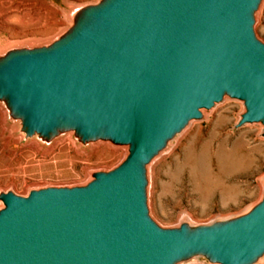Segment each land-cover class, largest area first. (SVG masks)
I'll use <instances>...</instances> for the list:
<instances>
[{"label":"water","instance_id":"1","mask_svg":"<svg viewBox=\"0 0 264 264\" xmlns=\"http://www.w3.org/2000/svg\"><path fill=\"white\" fill-rule=\"evenodd\" d=\"M263 2L100 0L53 41L0 53V105L25 139L126 148L85 184L1 191L0 264H261L264 191L236 216L163 226L149 190L154 160L226 98L264 136Z\"/></svg>","mask_w":264,"mask_h":264},{"label":"rangeland","instance_id":"2","mask_svg":"<svg viewBox=\"0 0 264 264\" xmlns=\"http://www.w3.org/2000/svg\"><path fill=\"white\" fill-rule=\"evenodd\" d=\"M99 1L0 0V53L53 41L72 24L74 8ZM255 29L264 40V2ZM214 108L203 119L193 121L174 147L150 167V210L163 226H177L185 219L205 224L236 216L263 195V125L236 127L244 111L240 99L226 98ZM7 114L2 105L0 192L12 189L25 195L33 188L85 184L93 171L110 170L125 157L123 146L109 141L83 145L73 133L49 144L25 139ZM182 264L210 263L196 258Z\"/></svg>","mask_w":264,"mask_h":264},{"label":"bare ground","instance_id":"3","mask_svg":"<svg viewBox=\"0 0 264 264\" xmlns=\"http://www.w3.org/2000/svg\"><path fill=\"white\" fill-rule=\"evenodd\" d=\"M5 1H6V0H5ZM7 1H8V0H7ZM2 2H3V0H2ZM12 16H13V15H12ZM0 107H1V105H0ZM214 109H215V108H214ZM212 111H213V110H212ZM212 111H211V112H212ZM216 112H217V111H216ZM218 112H219V111H218ZM214 113H215V112H214ZM210 117H211V116H210ZM193 124H194V123H193ZM2 142H3V141H2ZM177 143H178V142H177ZM4 144H5V143H4ZM64 144H65V143H64ZM60 146H61V145H60ZM173 147H174V144L171 143L170 146H169V150H171ZM53 151H54V150H53ZM55 151H56V150H55ZM162 155H163V154H162ZM263 260H264V258H263ZM263 260H262V261H263ZM262 263H264V261H263Z\"/></svg>","mask_w":264,"mask_h":264}]
</instances>
